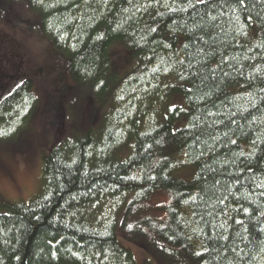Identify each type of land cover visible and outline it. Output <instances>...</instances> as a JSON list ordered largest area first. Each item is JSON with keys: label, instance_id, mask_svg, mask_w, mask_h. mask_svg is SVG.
<instances>
[{"label": "trees", "instance_id": "obj_1", "mask_svg": "<svg viewBox=\"0 0 264 264\" xmlns=\"http://www.w3.org/2000/svg\"><path fill=\"white\" fill-rule=\"evenodd\" d=\"M27 3L70 78L112 109L52 146L28 202L0 195V264H139L121 234L142 264H264V0ZM120 43L138 58L122 76ZM38 106L31 79L5 95L0 142Z\"/></svg>", "mask_w": 264, "mask_h": 264}, {"label": "rangeland", "instance_id": "obj_2", "mask_svg": "<svg viewBox=\"0 0 264 264\" xmlns=\"http://www.w3.org/2000/svg\"><path fill=\"white\" fill-rule=\"evenodd\" d=\"M27 2L0 0V36L4 47L0 70L7 68V74L16 75L15 83L6 80L0 85V100L25 79L32 80L39 100L29 127L19 138L0 142V195L3 200L11 202H28L40 191L42 159L52 146L60 141H71L78 132L82 134L85 131L86 124L91 126V122L93 131L97 132L112 109L110 98L104 100L94 93L90 85L70 78L66 58L43 34L40 15L31 10ZM113 51V67L120 76L137 64L138 58L131 59L128 47L121 43L115 45ZM57 114L62 116L61 132L56 130L60 123H56ZM86 117L92 120L84 123ZM154 200L155 204L164 203L167 198L164 193H159ZM119 238L125 247L134 249L138 263L142 264L144 253L122 234ZM157 264L165 263L159 261Z\"/></svg>", "mask_w": 264, "mask_h": 264}, {"label": "snow or ice", "instance_id": "obj_3", "mask_svg": "<svg viewBox=\"0 0 264 264\" xmlns=\"http://www.w3.org/2000/svg\"><path fill=\"white\" fill-rule=\"evenodd\" d=\"M40 2H42V0H40ZM128 2H129V3H132L133 0H128ZM155 2L158 3L159 0H155ZM198 2H199V3H204L205 0H198ZM239 3L243 4V3H244V0H239ZM249 19H250V18H249ZM150 30L155 31V29H151V28H150ZM2 134H4V133L0 132V135H2ZM233 143H235V141H233ZM252 143H253V145H255V144H256V141H253ZM257 187H264V183L257 185ZM261 195H264V192H262ZM243 211H244L245 213H248L249 210H248L247 208H245V209H243ZM236 223H237V224H243V221H241V220H237ZM131 227H132V225H129V228H131ZM261 231H264V229H261ZM197 255H200V253H197Z\"/></svg>", "mask_w": 264, "mask_h": 264}, {"label": "flooded vegetation", "instance_id": "obj_4", "mask_svg": "<svg viewBox=\"0 0 264 264\" xmlns=\"http://www.w3.org/2000/svg\"><path fill=\"white\" fill-rule=\"evenodd\" d=\"M3 40L1 39V36H0V53L3 54L4 53V50H3Z\"/></svg>", "mask_w": 264, "mask_h": 264}]
</instances>
